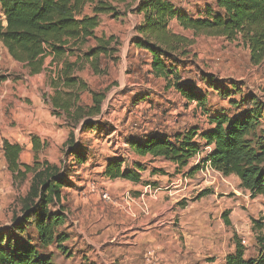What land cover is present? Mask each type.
Masks as SVG:
<instances>
[{"label":"rangeland","instance_id":"obj_1","mask_svg":"<svg viewBox=\"0 0 264 264\" xmlns=\"http://www.w3.org/2000/svg\"><path fill=\"white\" fill-rule=\"evenodd\" d=\"M171 1L194 17H204L216 0ZM120 8L118 18L101 16L96 30L99 38L115 36L119 52L101 59V73L86 65L75 74L89 89L81 94L80 105L92 106V94L104 93L102 113L77 124L57 114L51 104L60 66L49 58L43 73L29 76L0 42V76L7 78L0 82V231L11 227L14 216L22 217V200L33 178L32 174L16 177L8 170L3 142L19 144L23 148L20 163L33 165L36 138L44 146L38 160L69 175L61 207H56L66 216L59 228L69 238L64 243L66 252L56 245L41 247L36 232L28 231L32 243L55 264H225L236 249V239L245 246L246 259L257 257L255 222L264 223V197H253L237 177L206 170V165L192 174L191 169L201 165L211 147L201 142L202 153L183 169L139 156L129 147L130 138L152 132L171 136L194 126L207 130L210 124L204 108L188 104L164 79L153 75L151 55L133 44L142 16L124 5ZM91 13L88 6L86 14ZM0 20L5 21L1 8ZM170 27L194 42L189 55L177 59L175 68L182 81L194 83L208 96L209 113L236 116L252 108L254 98L264 105V61L252 65L250 50L240 38L194 36L176 21ZM95 45L91 40L83 50ZM208 78L228 91L236 85L231 99L243 106H232L211 91L204 81ZM143 97L148 100L142 101ZM261 133L264 111L257 136ZM71 134L75 144L66 146ZM71 147L83 150L85 163L78 164L69 155ZM116 157L125 161V168L140 173V183L104 176L107 162Z\"/></svg>","mask_w":264,"mask_h":264},{"label":"trees","instance_id":"obj_2","mask_svg":"<svg viewBox=\"0 0 264 264\" xmlns=\"http://www.w3.org/2000/svg\"><path fill=\"white\" fill-rule=\"evenodd\" d=\"M122 5L142 16L133 44L151 55L153 75L164 79L167 86L188 104L204 108L210 124L207 130L194 126L171 136L152 132L140 138H130L127 143L131 150L139 156L165 160L183 169L202 153L200 143L204 142L211 151L201 165L191 169L192 174L209 163L223 176L237 177L241 187L253 197H264V133L257 136L264 105L254 98L251 102L253 107L243 109L239 115L209 113L208 96L194 83L182 81L175 68L177 59L187 57L194 42L173 32L170 27L176 21L194 36L220 37L230 41L240 38L250 50L252 65L259 66L264 61V0H216L215 7H209L204 17H194L178 9L171 0H0L5 18V21L0 20V42L12 60L21 64L29 76L43 73L49 58L52 64L60 66L51 104L57 114L66 115L73 124H77L101 115L106 96L94 93L92 106L80 105L81 94L89 89L75 74L86 65L97 74L101 73V59L112 58L119 52L117 47L120 44L115 36L99 38L96 30L101 16L120 17ZM88 6L91 15L86 14ZM91 40L96 45L83 50ZM73 58L75 60L71 61ZM6 79L0 76V82ZM204 81L210 85L211 91H216L224 100L228 99L230 105L243 106L231 99L237 93L236 85L232 84V90L228 91L219 88L211 78ZM145 100L148 97H143L142 101ZM33 144L35 160L33 165H27L20 163L23 148L19 144L3 142L8 170L16 177L25 178L32 174L33 178L22 200V217L14 216L11 227L0 231V264H55L51 256L42 254L28 238L29 229L36 232L41 247L56 245L66 252L64 243L69 238L59 232L66 216L63 209L57 210L56 207H61L62 191L68 186L69 175L56 165L40 162L38 154L44 146L36 138H33ZM74 144L71 134L66 146ZM69 155L78 164L85 163L80 148L71 147ZM124 165L125 161L120 157L110 159L104 176L109 180L125 179L140 183V173ZM138 168L141 170L140 166ZM224 220L226 225H231L228 213L224 214ZM255 227L258 256L246 259V248L242 241L236 239V249L226 257L225 264H264L263 221H256Z\"/></svg>","mask_w":264,"mask_h":264},{"label":"built area","instance_id":"obj_3","mask_svg":"<svg viewBox=\"0 0 264 264\" xmlns=\"http://www.w3.org/2000/svg\"><path fill=\"white\" fill-rule=\"evenodd\" d=\"M206 170H212V171H215L214 169H212V167L210 166L209 163L206 165Z\"/></svg>","mask_w":264,"mask_h":264}]
</instances>
